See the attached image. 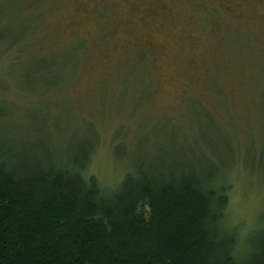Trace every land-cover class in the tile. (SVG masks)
Here are the masks:
<instances>
[{"label":"rangeland","instance_id":"1","mask_svg":"<svg viewBox=\"0 0 264 264\" xmlns=\"http://www.w3.org/2000/svg\"><path fill=\"white\" fill-rule=\"evenodd\" d=\"M0 138L91 149L228 187L225 226L264 228V0H0ZM90 143V146H86Z\"/></svg>","mask_w":264,"mask_h":264},{"label":"trees","instance_id":"2","mask_svg":"<svg viewBox=\"0 0 264 264\" xmlns=\"http://www.w3.org/2000/svg\"><path fill=\"white\" fill-rule=\"evenodd\" d=\"M35 147L0 138V264H264V228L223 223L228 187L139 163L107 189L91 149Z\"/></svg>","mask_w":264,"mask_h":264}]
</instances>
